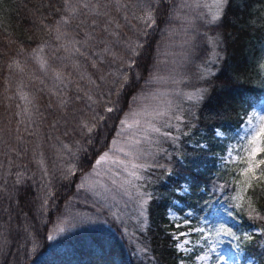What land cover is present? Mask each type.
Returning a JSON list of instances; mask_svg holds the SVG:
<instances>
[{
    "label": "snow or ice",
    "instance_id": "6c2138e0",
    "mask_svg": "<svg viewBox=\"0 0 264 264\" xmlns=\"http://www.w3.org/2000/svg\"><path fill=\"white\" fill-rule=\"evenodd\" d=\"M4 3L5 0H0V21ZM171 4L173 0H47L45 11L36 9V23L46 33V38L31 51L20 47L10 58L7 80L17 78L15 95L25 101V105L21 112L14 114L18 118L17 127L12 128L11 121L9 125H0V155L15 153L19 157L29 151L27 143L34 145L36 172L26 166H17L14 172L11 168L6 173L0 171V202L5 195L21 208L39 201L33 217L25 214V231L39 235L40 226L48 222L47 213L58 211L57 201L63 189L74 197L80 192L92 196L94 211L89 215L73 214L70 221H64L71 226L110 215L125 232L127 221L132 219L146 227L150 204L156 199H167L166 215L173 227L186 229L172 233L177 252L192 251L189 245L193 234L198 233L205 242L210 239L212 229L206 228V217L200 218L199 226L191 227L192 222L187 217L192 213L178 214L177 211L183 198L191 195L194 186H199L200 170L195 165L194 155L189 158L186 154L184 167L191 166V171L183 179L176 175L178 184L168 197H156L148 191L143 175L152 169H164L168 175H173L161 162V159H172L162 147L161 138L175 145L183 137L191 139L192 129L196 127L188 119L194 115L191 108L186 110L174 104L168 94L154 95L152 99L156 102L149 107L141 99L143 90L139 81L143 79L147 84L157 79V67L151 56L155 45L152 37L158 26L167 23L166 18L176 11L175 7H168ZM230 6L231 0H192V3L185 0L183 5L190 11L204 10L198 12L196 18L206 26L205 37L210 26L218 24ZM29 65L44 77L39 79L41 87L37 89L48 97L43 108L35 102V96L30 98L24 91L26 79L36 83V74L30 73ZM184 98L193 107L202 99L194 95ZM6 99L11 101L13 96ZM143 100L147 101L148 96H143ZM15 108L21 105L17 103ZM45 127L47 132L42 134L41 129ZM210 132L209 137H202L191 148L193 153L211 151L213 145L206 140L223 145V154L217 155V159L224 174L231 173V179L214 183V188L224 191L225 195L231 189L229 199L234 207L247 212L252 220L264 221V205L258 208L255 199L257 195H264V115L253 113L246 117L232 137L221 127ZM25 134L35 140L27 141ZM225 140L230 142L224 144ZM233 140L235 142H231ZM44 146L56 153L51 167L42 150ZM0 168H3L2 163ZM136 182L142 183L138 186ZM3 227L0 223V235ZM215 235L241 239L223 225L215 228ZM244 239L249 242L264 239V225L255 229L254 234H246ZM239 248L238 244L237 256ZM209 251L216 253L217 249L211 247ZM210 259L207 252L198 256L201 262ZM216 259L224 264L219 255Z\"/></svg>",
    "mask_w": 264,
    "mask_h": 264
},
{
    "label": "trees",
    "instance_id": "16d2710c",
    "mask_svg": "<svg viewBox=\"0 0 264 264\" xmlns=\"http://www.w3.org/2000/svg\"><path fill=\"white\" fill-rule=\"evenodd\" d=\"M184 2L185 0H173V4L168 7H175L176 11L166 18L167 23L158 26L152 37L155 45L151 56L157 67V79L147 84L143 79L139 81L142 95L149 92L159 81L163 74V61L175 48L174 40L179 37L185 23ZM37 8L45 11L47 0H5L3 4V19L0 21V125H9L11 121L10 126L17 127L18 118L14 114L21 112L25 105V101L15 95L17 78L13 76L11 82L7 80V64L20 47L26 52L31 51L37 43L46 38V33L42 32L36 23ZM205 31L206 26L201 20H197L196 42L195 39L192 41L193 50L184 62V71L179 74L180 79L185 78V88L196 87L201 91L199 97L202 99L194 107H189L194 115L188 118L196 125L192 129L196 137L192 144L202 137H209L210 130L216 127H221L229 136L242 123L251 107L264 95V0H231V6L225 10L222 20L207 30V37L203 35ZM209 37L217 40L219 56L214 70L200 75L197 67L206 59ZM9 38L13 43L9 44ZM173 41L174 45L171 47ZM29 71L35 72L36 83H29L26 79L24 91L30 98L35 96V102L43 108L48 97L37 92V89L41 87L39 79L44 77L32 65H29ZM7 96H13V100H7ZM17 103L21 108H15ZM44 132H47L46 127L41 129V133ZM25 139L35 140L26 134ZM205 142L213 145L211 151L193 153L192 144L184 143L180 148L181 159L172 155V159L167 163L173 175H168L163 169L159 170V175L150 174L154 180L151 185H147V190L156 197H168L178 184L176 175L179 174L180 179H183L191 171V166L184 167L187 163L186 154L189 158L193 155L196 157L195 165L199 166L200 170L197 181L199 186H194L191 195L183 198L177 209L178 213L189 209L194 214H200L217 199L226 197L224 191L216 192L213 186L214 183L219 184L231 179V176L225 175V170L215 163L216 156L223 152V145L214 140ZM44 143L42 140L41 144ZM26 147L29 151L19 157L15 153L11 156L0 155V163L3 164L0 171L6 173L11 168L14 172L17 166H26L30 171L36 172L38 166L32 152L34 145L29 142ZM42 150L51 167L52 161L56 159L55 151L47 146ZM59 186L57 183V187ZM227 191L229 193L231 189ZM255 199L258 208L264 205V195H257ZM38 205L39 201H36L33 205L21 208L9 201L6 195L0 202V223L4 225L0 235V264H177L181 256V253L175 250V241L172 239L173 222L166 215L167 199L154 200L148 207L146 227L136 226L131 232H125L110 215L76 226L64 223L70 221L73 214L89 215L94 208L90 193L80 192L74 197L69 194V190L62 189V196L57 201L58 211L55 214L51 211L47 213L48 222L40 226L37 235L35 232L25 231V214L29 218L33 217ZM232 209L231 216L238 225V236L241 238L236 240L240 245L239 249L244 256L253 258L255 264H264V239L249 242L240 236L242 231L260 228L264 221L252 220L247 212L234 206ZM212 220L213 218L210 222ZM35 222L33 220V223ZM61 228L64 230L60 231ZM48 236L52 239H48ZM100 245H103V248Z\"/></svg>",
    "mask_w": 264,
    "mask_h": 264
},
{
    "label": "rangeland",
    "instance_id": "374dc122",
    "mask_svg": "<svg viewBox=\"0 0 264 264\" xmlns=\"http://www.w3.org/2000/svg\"><path fill=\"white\" fill-rule=\"evenodd\" d=\"M188 2L192 3V0H188ZM201 11L204 10L195 9L194 11H190L189 9L185 8L184 27L183 30L180 31L179 37L175 38L174 40L175 48L170 53H168L165 60L163 61V65H162L163 74L161 75V77H159L158 79L159 81H157V83L150 88V91L144 93L141 97L142 102L145 104L146 107H149L156 102L155 100L152 99V97L154 95H158L159 93L168 94V98L172 100L174 104H179L185 109L191 107V103L184 98L185 96L194 95L199 97L201 91L199 89H196V87L185 88L183 86L185 78L182 77L180 79L179 74H181L184 71L185 68L184 62L188 59L189 55L193 50L192 41H194V39L196 38V21L199 20L196 18V14ZM186 13L188 14L187 17H186ZM174 41L171 47H173ZM207 45H208V53L206 59L201 65L197 67V71L200 73V75H206L212 72L214 70V65L217 63V58L219 56L218 44L215 38L209 37L207 41ZM194 72L196 75V66ZM177 93H180L181 95H177ZM145 95L148 96L147 101L143 100V96ZM253 113L264 115V95L257 101L256 104H254L251 107L246 117L252 115ZM246 117L244 118V120L246 119ZM244 120L242 121V123L244 122ZM241 124L238 126V128L241 126ZM237 129L233 130L232 133L229 135V137L234 136ZM195 138H196L195 135H193L191 139H189L188 137H183L181 141L175 145L170 141H163V138H161L162 147L166 148L168 153H170L171 155H175L177 158L181 159L180 148L184 143L192 144ZM229 142H230L229 140H225L224 144H227ZM231 142H235V141L233 140ZM221 154H223V152ZM157 158L160 159L159 156ZM161 162L165 163L168 166L167 163L168 160L161 159ZM215 163L220 165L217 156ZM105 167L107 168L109 166L106 165ZM159 170L161 169H152L148 173H143L147 185L148 184L151 185L152 181L154 180V178L150 174L159 175L160 174ZM227 176H231V173H228ZM136 183L139 186L142 182H136ZM214 190L216 192H220L215 188ZM231 194L232 193L230 191L228 195H225L226 197H224L222 200L217 199L213 204H210L208 207H205L200 214L197 213L194 214L189 209H185L182 211V213H187V212L192 213V216L187 217L192 222L191 227L199 226L201 223L200 218L206 217V220L204 221L206 228H210L212 229V231L209 233L210 239L207 242H205L203 239H200L198 233L193 234L190 237V239L192 240V244L189 245L192 251L185 252L183 254L181 253V256L177 264H181V260H183V264H220V261L216 259L217 255H219L223 259L224 264H250V261L251 264H255L253 258H251L250 256H244L241 249H239L240 254L238 256L236 255L238 251L237 249L238 244L236 240L232 239V237L228 235H221V236L215 235V228H218L221 225H223L227 227L232 233H235L238 236V225L234 220V218L232 216H229V211L233 213L232 207L234 204V202H232L229 199V196ZM212 218L213 220L212 222H210ZM182 219H184V216H182ZM136 226L138 228H141L140 224L137 222L136 219L127 221L126 232H131ZM255 229L256 228H250L245 231H242L240 236L244 237L246 234L254 233ZM185 230L186 229L184 228H174L172 233L185 231ZM211 247H216L217 252L211 253L209 251ZM206 252L210 255L211 259L207 262L199 261L198 256L204 255Z\"/></svg>",
    "mask_w": 264,
    "mask_h": 264
}]
</instances>
